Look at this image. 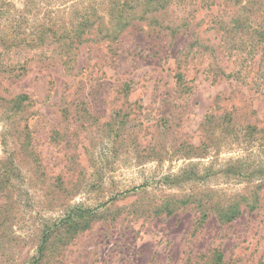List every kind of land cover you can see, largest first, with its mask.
<instances>
[{"label":"rangeland","instance_id":"obj_1","mask_svg":"<svg viewBox=\"0 0 264 264\" xmlns=\"http://www.w3.org/2000/svg\"><path fill=\"white\" fill-rule=\"evenodd\" d=\"M118 1L0 0V63L25 67L0 71V264L264 263V0H129L58 50Z\"/></svg>","mask_w":264,"mask_h":264},{"label":"trees","instance_id":"obj_2","mask_svg":"<svg viewBox=\"0 0 264 264\" xmlns=\"http://www.w3.org/2000/svg\"><path fill=\"white\" fill-rule=\"evenodd\" d=\"M161 7L162 6L160 5L159 8H161ZM132 9H134V7H133L132 3L129 2V0H125L122 3L119 1L118 2H112V5L110 7L108 22L103 21V23H98L96 29L93 31L91 29H85V28L92 26V22H93L91 15L88 12H86L82 16V19H80L76 22L75 28L73 29V34L71 36L68 35L70 32H66L67 33L66 35H68L67 39L63 34H60L58 36L56 41L59 40L58 41L59 46L61 45V47H59V46H55V47H59L58 50L63 51V49L65 47H68L72 44V42H75L74 41L75 39H73V37H76L78 39L84 33L91 34V32H93L92 34H93L94 38L97 35L100 36L101 32H102L100 25H104V24H106V26L104 27L105 34L102 35L101 38H103L104 36H107L111 30L114 31L116 29V31H121L122 29H125L130 24L132 19L136 16L137 11H132ZM154 9H156V8H154ZM156 11H158V10H156ZM151 17H152L151 21L153 23H155V26H157L159 31H164V30L168 31L167 34H169L172 37V39L174 38L175 34L177 33V31L181 27V25H183V23H181L179 25L169 23L170 21H167L164 23L163 21H160L158 19V17H156L155 13ZM239 26H241V25H239ZM256 28L257 27H254L255 30H256ZM259 32H260V33H258L259 35L263 34V31H259ZM91 39H93V38H91ZM27 40L29 41L31 48H33L35 46L39 47L43 44L49 45V44H52V42H53L52 40H50L48 37H46L44 35L43 31H37L36 34L34 35V37H32V39H25V38L21 39V41H25V42ZM197 44H199V46H205L207 49L209 48V45L202 44L201 40L199 38H196V42L194 43V45H197ZM191 45H193V43L188 44L187 46L184 47V49H187V47H191ZM12 47H13V44L10 43L9 45H6L3 50L9 51L10 48H12ZM60 48H62V49H60ZM66 50L67 49H65V51ZM65 51H64V53H65ZM195 52L200 53L201 51H199V48H198L196 51H194V53ZM201 54H203V53L201 52ZM0 55H4L3 52H0ZM235 58L237 60V57H235ZM16 62H17V64H19L18 67H16L15 65H3L2 63H0V71L3 73H7L8 75H12L14 77L22 74V72L25 70L24 69L25 68L24 62L20 63L19 60H17ZM63 63H65V61H63ZM204 70H206V69H204ZM218 70H219L218 74L221 78H231V77L235 76V74L238 73V71H230V72L226 73L223 70H221L220 68H218ZM174 76L176 79L175 80L176 83L179 84L180 86H183L184 72L177 70ZM254 84L257 86V88H259V86H260L259 84H257L256 82ZM123 88L124 89L128 88L127 83H124ZM19 99H21V97H19ZM183 202H185V200H183ZM166 210H167V212H170V210L168 208ZM239 212H240V210L238 208V203L237 202H230V203H225L221 206H218L217 210H216V216L218 217V219L220 221L226 222V221H231L232 219H234ZM205 216H206V213L203 212L201 215V219L204 218ZM65 222H66V225H69L70 227H74V226L79 224V221L77 219H72V217L70 215H68ZM45 238L46 237H44V239H43L44 241H45ZM40 248H41V246H40ZM217 258H218V260H217L216 264H220V255L219 254H217ZM39 259H40V255L38 256V258H36L35 262H38ZM260 264H264V263H260Z\"/></svg>","mask_w":264,"mask_h":264}]
</instances>
